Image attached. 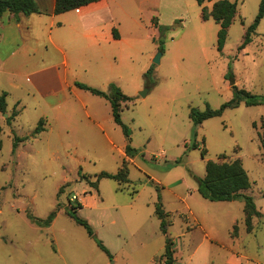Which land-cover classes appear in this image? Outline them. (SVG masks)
Here are the masks:
<instances>
[{
  "label": "rangeland",
  "instance_id": "obj_1",
  "mask_svg": "<svg viewBox=\"0 0 264 264\" xmlns=\"http://www.w3.org/2000/svg\"><path fill=\"white\" fill-rule=\"evenodd\" d=\"M118 1L126 12L118 10L116 28L128 45L116 44L98 63L115 80L89 78L88 84L86 70L76 67L78 54L68 57L76 67V81L100 90L114 83L130 97L120 117L129 131L132 156L125 153V136L105 99L67 90L66 101L54 107L32 89L24 73L60 57L45 37L22 36L27 44L37 39L39 49L0 58V94L7 93L6 113H0V264H163L166 234L154 213L158 194L170 222L167 234L178 260L174 264H201L204 259L207 264H231L233 252L257 261L264 244V214L252 219L249 232L243 201H211L198 187L207 160L240 158L250 180L244 194L264 211V148L259 140L264 103L248 106L241 101L198 125L189 113L218 109L230 100L229 75L239 88L264 96V17L240 48L261 0H230L236 2V13L221 49L219 24L202 18L196 0H174L173 8L166 2L165 9L160 0ZM215 1L203 4L208 12ZM0 53H8V44ZM94 109L96 117H104L102 128L84 115ZM13 110L18 114L8 122ZM39 119L45 130L32 135ZM15 137L22 140L14 148ZM122 159L127 161L128 183L100 178L97 187L90 186L99 172L116 173ZM83 196L85 205L79 207ZM55 209L48 225L29 216L44 220ZM68 212L90 224L109 255Z\"/></svg>",
  "mask_w": 264,
  "mask_h": 264
},
{
  "label": "crops",
  "instance_id": "obj_2",
  "mask_svg": "<svg viewBox=\"0 0 264 264\" xmlns=\"http://www.w3.org/2000/svg\"><path fill=\"white\" fill-rule=\"evenodd\" d=\"M34 1L40 9L39 13H31L28 15L19 13L15 16L6 11L0 17V48L8 44L7 55L0 53L2 61L18 53L30 55L31 51L33 53L39 49L37 39H35L36 41L34 43L27 44V41L22 36H37L39 34L45 37V41L50 48L55 50L60 57L55 63L49 64L48 66L30 68L23 76L30 82L32 89L38 91L45 102L54 107L66 101L67 90L76 96L78 91H85L76 87L74 84L77 78L74 76L76 67H81L86 70L88 78L84 82L88 84H91L88 81L89 78L98 81L105 80V82L115 80L108 74H104L100 70L98 63L101 62L104 54L107 56L114 50L117 46L116 44L124 43L128 45V41L124 39L123 33L119 32L116 28L118 10L121 8L125 13L126 8H122L125 5L121 7L118 4V0H97L72 10L54 14V0ZM161 1L164 4V9L167 8V3L172 4V8L175 6L172 3L174 0H160V3ZM26 22L29 24H25ZM34 26L36 30L33 31ZM11 31H14L15 36L9 34ZM69 53L78 54L79 57L75 60L76 67L71 63V60L69 61ZM110 67L112 71L113 66L110 65ZM48 82H50V86H47ZM96 114L98 112L95 109L93 114L87 110L84 111L87 119L92 121L94 125L102 128L99 122L104 117L98 118ZM44 130L45 128L42 131ZM84 201L85 196L81 197V207L85 205ZM257 210L261 214H264L262 209ZM199 246L200 244L194 247L192 255L196 253ZM262 246L263 249L258 253L257 261H252L242 253L238 257V252H233L229 262L231 264H264V244ZM179 259L184 262L181 258ZM242 259L246 260L244 261L245 263L242 262ZM177 261V258H175L174 262ZM186 263L187 261L184 262V264ZM201 264H207L206 259Z\"/></svg>",
  "mask_w": 264,
  "mask_h": 264
},
{
  "label": "trees",
  "instance_id": "obj_3",
  "mask_svg": "<svg viewBox=\"0 0 264 264\" xmlns=\"http://www.w3.org/2000/svg\"><path fill=\"white\" fill-rule=\"evenodd\" d=\"M97 0H54L53 13L58 14L68 10H72L78 8L80 6L86 5L90 2ZM206 0H196L198 5L202 7L201 16L203 19H207L212 17L215 22L219 24V28L217 31V46L218 49H221L223 43L225 41L227 29L231 24L233 17L236 13V2H232L230 0H217L213 3L211 10L208 12L206 7L203 6V3ZM10 12L17 16L19 13H23L25 15L31 13H39L40 9L38 8L36 2L34 0H0V17L4 12ZM264 17V0L260 1L258 13L253 21L245 30L243 36V42L240 45V48H243L247 43L250 42L251 36L254 34L255 29L261 18ZM156 23V22H155ZM231 80L230 88L233 91V97L224 102L220 108L218 109H210L207 107L203 111H198L196 109H191L189 116L194 122V124H201L205 119L218 116L222 113L225 108H234L237 107L241 101H243L246 105H257L264 103V96L257 97L252 94L250 91L239 88L233 81V77L229 75ZM75 86L83 89L85 91L90 92L91 94L100 96L105 98L111 108V114L113 121L119 125L123 131V134L126 139L125 144V153L126 155L132 156V152L134 149L130 146V135L127 126L121 121L120 111L122 109V105L130 100V97L125 95L121 89L111 83L107 90H100L94 87H91L85 83L75 81ZM6 95L7 93L3 91L0 94V113H6ZM18 110H13L11 114L6 117V120L10 122L17 114ZM43 122L42 120L38 121V125L32 131V135H36L43 130ZM264 126V125H262ZM2 133V128L0 125V136ZM22 139L19 137L14 138V148L19 141ZM259 140L261 146L264 148V129L259 133ZM1 146V139H0ZM13 148V149H14ZM205 154V149L201 151V156L203 157ZM128 167L127 161L122 159L120 162V166L116 173H110L106 171H101L96 175V179L94 181H90V186L97 187V183L100 178H111L116 180L118 183H128ZM250 187V180L247 175L246 170L244 169L240 158H235L230 161H214L207 160L205 163V174L202 178L199 179V187L198 191L202 195V197L211 200V201H233L239 199L243 201V211H244V221L246 223V227L248 231L252 229V219L253 217L261 216V212H259L253 202L251 196L244 194L243 191L247 190ZM158 189L159 186L157 185ZM262 195L264 196V190L262 191ZM157 201L155 202L154 213L159 220V228L160 230L166 234L165 236V244L164 249L161 254V258L163 260V264H174V249H173V240L167 234L168 226L170 222L167 219V213L165 212L162 203L160 202V196L157 195ZM81 207V206H79ZM57 209L52 211L48 217L44 220L35 219L31 215L32 220L40 225H48L52 219L54 218ZM69 215L75 220V222L86 229V232L89 236H91L96 244L100 247L108 255L110 254L106 246L102 243L100 239H98L90 226V224L82 218L75 216L73 213L68 212ZM237 227L233 225L232 235H236Z\"/></svg>",
  "mask_w": 264,
  "mask_h": 264
},
{
  "label": "water",
  "instance_id": "obj_4",
  "mask_svg": "<svg viewBox=\"0 0 264 264\" xmlns=\"http://www.w3.org/2000/svg\"><path fill=\"white\" fill-rule=\"evenodd\" d=\"M160 55H161V53L158 52V53L155 55V57L153 58V62L158 63V62H159V56H160ZM145 93H146V90H145V92H141V96H144Z\"/></svg>",
  "mask_w": 264,
  "mask_h": 264
}]
</instances>
